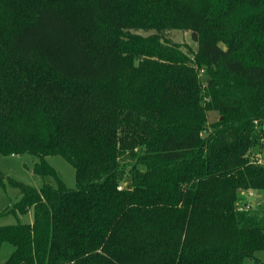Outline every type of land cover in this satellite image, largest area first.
Returning a JSON list of instances; mask_svg holds the SVG:
<instances>
[{"label": "trees", "instance_id": "obj_1", "mask_svg": "<svg viewBox=\"0 0 264 264\" xmlns=\"http://www.w3.org/2000/svg\"><path fill=\"white\" fill-rule=\"evenodd\" d=\"M173 28L206 88L190 64H157L143 99L122 75L130 31ZM262 139L264 0H0V153L57 181L0 171L20 193L8 212L33 214L0 226L2 264H262Z\"/></svg>", "mask_w": 264, "mask_h": 264}, {"label": "rangeland", "instance_id": "obj_2", "mask_svg": "<svg viewBox=\"0 0 264 264\" xmlns=\"http://www.w3.org/2000/svg\"><path fill=\"white\" fill-rule=\"evenodd\" d=\"M130 33L132 35L130 40L133 39L138 44L135 47H128V51H133V58L129 62H123L122 75L123 80L129 82L132 89L136 88L140 96H142L141 93L145 96L150 90L153 91V88L151 89L152 74L157 64H190L194 66L200 87L202 89L206 88L208 74L201 67L199 68L195 63H192L197 44L191 39L189 30L173 28L163 33H157L151 30L143 31L139 29L131 30ZM220 117L218 111L207 110L206 123L208 127ZM250 157L251 160L264 165V139L261 140L258 146L252 148ZM45 159L66 187L73 188L76 186L75 169L63 156L54 154L46 156ZM36 160L28 152L14 155L0 153V171L6 177L35 188H40L45 182L55 185L57 182L55 177L42 176L34 172V162ZM19 196V190L7 180L4 186H0V226L16 222H32L31 209L18 216L8 212L12 204L19 199ZM251 201L255 202L253 198H251ZM11 250L12 247L8 244L2 246L0 264L6 260ZM256 256L264 264V249L258 251Z\"/></svg>", "mask_w": 264, "mask_h": 264}, {"label": "water", "instance_id": "obj_3", "mask_svg": "<svg viewBox=\"0 0 264 264\" xmlns=\"http://www.w3.org/2000/svg\"><path fill=\"white\" fill-rule=\"evenodd\" d=\"M256 197L258 198L257 202L261 201L263 198L260 197V195H256Z\"/></svg>", "mask_w": 264, "mask_h": 264}, {"label": "built area", "instance_id": "obj_4", "mask_svg": "<svg viewBox=\"0 0 264 264\" xmlns=\"http://www.w3.org/2000/svg\"><path fill=\"white\" fill-rule=\"evenodd\" d=\"M251 194V193H250Z\"/></svg>", "mask_w": 264, "mask_h": 264}]
</instances>
